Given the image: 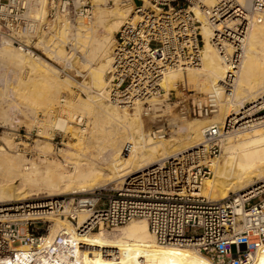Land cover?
I'll return each mask as SVG.
<instances>
[{
  "label": "bare ground",
  "instance_id": "obj_1",
  "mask_svg": "<svg viewBox=\"0 0 264 264\" xmlns=\"http://www.w3.org/2000/svg\"><path fill=\"white\" fill-rule=\"evenodd\" d=\"M87 1L92 3V16L80 15L74 27L62 28L59 32L61 45L55 55L48 54L53 60L71 66L82 78L79 87L86 93V98L73 90L74 80L62 78L49 61L12 44L0 47L3 117L13 121L11 116L20 113L26 119L24 123L30 122L33 127L38 124L39 114L44 113L55 128L61 132L71 131L75 140L66 146L69 149L58 152L65 164L41 166L16 154L13 134H5L7 148L0 147V215L9 217L10 213L22 212L29 218L41 219L50 210V201L61 200L63 195H79L113 187L114 183L120 187L131 175L200 147L205 129L212 125L228 126L233 130L228 135L233 137L224 138L221 158L213 159L214 176L204 180L202 195L213 202L222 201L231 193L240 194L262 182L264 8L254 9L252 0H237L238 4L226 14L225 21H219L216 26L196 8L204 43L199 65L164 70L167 61L156 60L150 55L143 63L132 60L131 68L125 71V66H119L122 57L113 48L116 33L133 17V0ZM110 1L114 2V7H109ZM141 1L146 8L150 7L148 0ZM203 4L211 7L215 0H204ZM43 18H46V11ZM217 31H225L226 35L221 37ZM242 34H245L244 38H241ZM214 37L224 38L221 42L231 55L229 62L212 44ZM67 43L73 46L71 55L63 45ZM237 43L241 44L236 46ZM131 71L134 77L126 76V72ZM152 71L163 75L166 99L172 93L178 96L185 88L208 96L192 103L185 135L166 139L162 129L158 134L146 130L142 115L146 113L143 106L147 102H141L138 96L144 97L145 90L146 95L153 92L148 89ZM228 71L232 76L228 77ZM10 74L12 81L7 78ZM128 80H132L129 90L132 98L129 99L136 98L133 108L120 106L115 96L120 93H114L116 87L119 90ZM93 88L103 91L101 98L92 95ZM63 94L67 96L65 99ZM112 96L114 99H110ZM156 99L148 102H162ZM61 102H65L62 113L67 118L74 120L78 116L88 120V133L71 128L69 121L58 114ZM130 110L135 113L130 114ZM156 118V115L151 117L152 120ZM36 144L43 154L54 153L48 140L40 139ZM108 147L110 153L107 157L102 156ZM92 150L98 152L90 157L87 153ZM40 194L44 195L41 197ZM79 207L82 209L78 224L67 218L56 219L54 215L50 219L54 222L49 234L51 238L70 236V244L60 255L61 264H214L193 249L158 245L148 222L143 219L134 220L110 234L104 230L85 233L82 228L90 211L88 206ZM251 264H264V245L252 253Z\"/></svg>",
  "mask_w": 264,
  "mask_h": 264
},
{
  "label": "built area",
  "instance_id": "obj_2",
  "mask_svg": "<svg viewBox=\"0 0 264 264\" xmlns=\"http://www.w3.org/2000/svg\"><path fill=\"white\" fill-rule=\"evenodd\" d=\"M148 1L150 7L146 8L144 1L138 0L133 17L116 33L113 49L122 57L119 66L126 67L125 71L132 60L143 63L146 56L166 60L164 70L199 65L204 43L195 9L216 26L238 4L237 0H215L213 6L204 7V0ZM252 5L261 10L264 0H252ZM92 11L87 0H0V47L12 44L30 50L56 64L60 73L75 74L71 66L48 54L55 55L61 45L62 28L74 27L78 16L91 17ZM216 34L224 37L226 32ZM222 39L214 37L211 42L228 61L231 55ZM63 45L71 55L73 46ZM228 72V77L232 76ZM134 75L126 72V76ZM150 75L148 89L153 92L146 95L145 90L144 97L138 96L141 102L166 94L163 75L159 71ZM131 85L128 80L119 90L115 88L114 93L120 95H113L120 106L134 107L136 98L129 99ZM232 131L225 125H212L205 129L200 147L131 175L119 188L103 187L51 200L50 210L41 219L22 212L0 215V264H61L60 255L70 244V236L51 238L47 221L52 222L54 215L78 224L79 206H88L90 211L82 228L85 233L114 230L143 219L160 246L193 249L214 264H251L252 253L264 245V180L222 201L213 202L202 195L204 180L213 176L212 161L220 156L222 142Z\"/></svg>",
  "mask_w": 264,
  "mask_h": 264
},
{
  "label": "rangeland",
  "instance_id": "obj_3",
  "mask_svg": "<svg viewBox=\"0 0 264 264\" xmlns=\"http://www.w3.org/2000/svg\"><path fill=\"white\" fill-rule=\"evenodd\" d=\"M133 3H134V6L139 5L138 0H133ZM90 5L92 6V3ZM109 7H114V2L110 1ZM42 58L49 61L59 71V68L56 64L52 63L47 58H44V57H42ZM171 71H174V70H171ZM60 74H61L62 78H64V77L72 78L75 82L74 83L75 86L73 87V90L79 96L86 98V96H87L86 93H84L82 91V89H80V87H79L80 83L83 81L81 77H78V75L76 73L75 74L60 73ZM7 78L11 81L13 80V77L11 76V74L8 75ZM107 87H108V85L106 86V88ZM102 93H103V91H99L96 88L92 89V95L97 97V98H99V97L101 98ZM66 97H67L66 94L62 95L63 99H65ZM207 97L208 96L201 94L198 91L189 90V89L185 88V90H183L182 93H179L178 96H176L175 94L172 93L169 95V97L167 99H166L165 95L156 99V100H162V102H156V103L152 104V103L146 101L148 105L145 104L143 106V111H145L146 113H145V115H142L146 130L148 132L153 133V134H155V133L158 134V131L160 129H162L164 132V134H163L164 138H166V139H170L171 136L177 137L179 135L180 136L185 135L184 134V133H186L185 128L188 126L187 124L189 122V118L191 117V115L189 113L191 110L190 108L192 106V103L194 102V100L200 101V100L206 99ZM64 104H65V102H61V105L59 106V109L57 110L58 114L63 116V119H66L69 121V125L72 126L71 128H73V129L76 128V129H79L81 131H85L86 133H88V131L90 129L87 125L88 120L86 118H80L78 116H76L77 118H75L74 120L67 118V115L62 113ZM112 104H114V103H112ZM152 105H154V106H152ZM4 107H5L4 105H2V107L0 106V137H1V141H2L0 147L7 148V146L5 144L4 136H5V134H13V136H12L13 142L15 145H17V149H16L17 153L16 154H20L21 157L24 156L26 159H28L34 163H38L41 166H44V165L49 164V163L65 164V160H64L63 156L58 152H60V149L61 150L69 149L68 147L70 145V142L71 143L75 142L74 138H72L73 135H72L71 131H69V132L66 131L67 132L66 133L64 130H62L63 132H61V130L55 128L53 126V121H51V119H49L47 116H45L44 113L39 114L38 120H37L39 125L37 123H35L33 126L34 128L31 126L30 122H27L29 124L24 123L26 121V119L20 113H16L13 116H11V118H13V121L7 120L2 115V111H3ZM134 113H135L134 110H130V114H134ZM154 115H156V117H158V118H156L155 120H152L151 117ZM46 118H47V120H46ZM29 119L34 122L33 117L30 116ZM228 136L233 137V135H228ZM49 138H52V139H49ZM40 139L43 141L48 140L50 143H52L51 148L53 149L52 151H54L53 154H50V153L43 154L41 152V150L38 149L37 146L35 147V145H37L36 141L40 140ZM66 146H68V147H66ZM110 150H111V148L108 147L106 149V151L103 152L102 156L107 157V155L110 153ZM97 152H98L97 150H92V151L88 152L87 155L91 157L94 154L97 155ZM221 155H222V148H221ZM221 155L219 156V158H221ZM213 176H214V173H213ZM213 176L210 179H212ZM112 186L113 187H119L116 183H114ZM43 195L44 194H40L41 197ZM66 195H70V193H68ZM66 195H63V198ZM58 218H64V217L63 216L56 217V219H58ZM47 225H50V227L52 229L54 222L53 221L52 222L47 221ZM114 230H116V229H114ZM114 230H109L107 232L110 234V233H113ZM232 251H233V253L236 252L235 247H233Z\"/></svg>",
  "mask_w": 264,
  "mask_h": 264
}]
</instances>
